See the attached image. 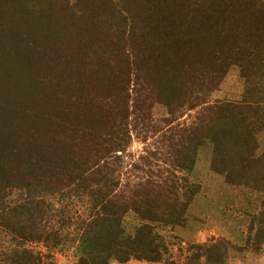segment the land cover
Wrapping results in <instances>:
<instances>
[{"label":"trees","instance_id":"16d2710c","mask_svg":"<svg viewBox=\"0 0 264 264\" xmlns=\"http://www.w3.org/2000/svg\"><path fill=\"white\" fill-rule=\"evenodd\" d=\"M133 136L149 145L125 165ZM202 159L246 230L175 259ZM263 251L264 0H0V264Z\"/></svg>","mask_w":264,"mask_h":264},{"label":"rangeland","instance_id":"374dc122","mask_svg":"<svg viewBox=\"0 0 264 264\" xmlns=\"http://www.w3.org/2000/svg\"><path fill=\"white\" fill-rule=\"evenodd\" d=\"M240 88L237 87L236 76L232 74L228 76L227 80L221 88V92L215 94L217 99H227L238 94ZM149 144H143L141 138L133 136L132 143L128 149V157L124 156L125 165L135 162L140 155L143 154L144 149ZM199 161L196 165L194 175L189 178L200 186V192L195 199L194 207L190 209L192 216H196L201 223H192L190 226L173 232L165 231L164 234L169 240L173 256L175 259L179 258L180 247L185 250L191 243H206L212 239L224 237L236 244L238 236L236 234L240 231H245L243 223H240V211L238 206H234L223 199L230 194L234 196L231 190H223L221 181L216 176L208 173V166L206 161ZM228 194L227 196H223ZM223 210L225 213L223 214ZM179 238L180 242L176 243L173 237ZM239 244V241L238 243ZM35 249L41 250L40 246H33ZM184 253V251H183ZM243 255V257H242ZM233 259L230 264H264V251L260 254H242ZM183 258V256H182ZM181 258V259H182ZM54 261L56 264H69L72 261L70 253L59 254L55 253ZM129 264H148L144 262L132 261Z\"/></svg>","mask_w":264,"mask_h":264},{"label":"crops","instance_id":"0c3cea01","mask_svg":"<svg viewBox=\"0 0 264 264\" xmlns=\"http://www.w3.org/2000/svg\"><path fill=\"white\" fill-rule=\"evenodd\" d=\"M129 264V263H128Z\"/></svg>","mask_w":264,"mask_h":264}]
</instances>
